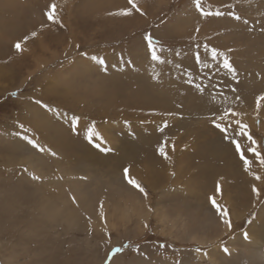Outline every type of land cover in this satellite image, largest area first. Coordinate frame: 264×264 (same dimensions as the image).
Segmentation results:
<instances>
[{
    "label": "rangeland",
    "instance_id": "1",
    "mask_svg": "<svg viewBox=\"0 0 264 264\" xmlns=\"http://www.w3.org/2000/svg\"><path fill=\"white\" fill-rule=\"evenodd\" d=\"M42 1L21 2L34 24L18 29L23 37H0V180L7 191L0 199L13 205L0 208V264H105L125 244L140 251L126 248L109 264H264V179L253 175L264 178V167L237 137L252 161L245 171L235 145L213 125L225 108L241 112L264 154V101L257 108L264 96V0H203L206 10L225 13L209 17L192 0H136L144 15L129 16L114 14L130 7L127 0H56L60 24L45 19L51 2ZM144 33L168 49L169 63L150 61ZM197 44L227 53L237 78L196 66ZM92 56L105 60L106 72ZM186 72L206 86L203 94L185 82ZM93 126L112 151L89 144ZM161 145L169 159L159 155ZM125 167L147 196L123 180ZM210 197L227 208L231 229Z\"/></svg>",
    "mask_w": 264,
    "mask_h": 264
},
{
    "label": "snow or ice",
    "instance_id": "2",
    "mask_svg": "<svg viewBox=\"0 0 264 264\" xmlns=\"http://www.w3.org/2000/svg\"><path fill=\"white\" fill-rule=\"evenodd\" d=\"M127 4L130 7L122 8L114 14L119 15V16H129L132 14L133 11H135V12L140 13L141 15H144L142 10L137 5L136 0H127ZM192 4H193L196 12L199 13V15L201 17L221 16V15L225 14V13H222L220 11L214 12L211 10V8H208L206 10L203 6V0H192ZM229 7H232V6H229ZM44 15L49 22L60 24V20L57 16V13H56V5L55 4L49 5L48 10H46L44 12ZM227 15L232 16L236 20L241 19V17L239 15H237L235 12L229 11L227 13ZM244 23L247 24L248 21L245 20ZM61 26H62V24H61ZM199 30L200 29L197 27L196 32H199ZM31 35L33 37L36 36V32H32ZM24 39L27 40L28 37L26 36ZM192 39L195 40V37L193 36ZM142 41H143V44H144L145 49H146V55L150 58V61L152 63H154V64H166V63L170 62L167 60V56H166L168 49H166L161 44V42L153 36L152 33H144L142 36ZM77 47H79V45H77ZM201 47H203V49H204L203 54L200 51ZM14 48L17 51H21L22 50L21 49V43L17 42L14 45ZM231 51H232V49H228L229 53ZM180 54L181 53H179V52L176 53L177 56ZM81 55L86 56L87 53H81ZM192 55H193L194 62L196 64V66H198L199 68L211 70L215 66L217 72L223 71L227 75H229L231 77V79H233V80H235L237 78V70L233 66L231 59H230V56L227 53L218 50L216 47H212L208 44H204L202 46L197 44L195 46V50L193 51ZM90 59H91V61H93L97 65H99L100 69L102 71H105V72L107 71L106 62L103 58H100L98 56H92ZM177 67H179V65H177ZM185 76H186L185 82L190 84V85L194 84L196 90L198 92H200L201 94H203L206 86H204L202 83H195L193 74L191 72H186ZM153 78L155 79L158 77L154 76ZM213 87H215V85H213ZM232 91H235V89H232ZM12 95H16V93H12ZM213 99H215V97H213ZM235 99L238 101L240 98L237 96V97H235ZM259 101H264V96H261L258 98V104H257L258 109L260 107ZM35 103L40 104L42 107H45V108L48 107L47 105L43 104V102L40 100H36ZM167 115H173V113H167ZM242 115L243 114L241 112L235 111L234 109H232L230 107L225 108L223 110V112L218 117L213 119V125L216 129H218L223 134V139L228 140L231 144L235 145V151L237 154H239V158L243 162L245 171H250L252 161L246 158L245 153L242 150V146H241L239 140L237 139V137L246 138V140L249 143V147L247 148V152L252 153L255 156L256 163H258L261 167H264V154L261 153L257 141L250 134L249 126L247 124L243 123L241 119H239V117ZM78 120H79L78 117H73L71 120L73 132L76 131V126H77ZM167 126H168L167 121H165L163 126L161 128H159L158 130L163 131V129L166 128ZM20 127L23 128V125H20ZM230 130L232 132V136L228 135ZM23 139L26 140L27 143L30 144L33 148H36L39 151H43V148L40 147L35 140L29 138L28 136H24ZM86 139L89 142V144H91L93 147H95L97 150H99L101 152L107 153V152L112 151V149H110L108 147H104V144L106 143V141H104L103 136H101L98 132H96L94 130V126L89 127L87 129ZM165 147H166V145H161L158 147L157 151H158L160 156L164 157L165 159H169V157L167 156V153L165 151ZM173 150H175V145H173ZM52 155H55V153H52ZM25 171H27V170L25 169ZM253 175H254V178L256 180L264 179L259 175H255V174H253ZM32 179L38 180L39 177L33 175ZM123 180L127 184H129L130 186H132L135 189H138L141 193H144L145 196H147V193L145 192L144 188L139 184V182L129 175V168H127V167H125L123 169ZM252 191H253V193L259 195V190L255 186H253ZM216 192L217 193L220 192V185L219 184H217ZM209 199H210L212 208L215 210L216 214L221 219V222L225 226H227V228L231 229L232 224H231V220H230V216H229V212H228L227 208H223L220 204H218L217 201L215 200V198L210 197ZM73 202L74 203L76 202L74 197H73ZM100 207H101V211L99 213L100 219L104 222V228H105V230H107V222H106L105 214L103 212V204L102 203H101ZM251 222H252L251 220L247 221V223H249V224ZM145 227H147V225H145ZM243 235H244V238L246 240L249 238L247 231H245L243 233ZM161 247H164V245H161ZM126 248H133V246L130 244H125L123 247L113 248L108 253V260L105 261V264H109V262L112 260V258L115 254L123 252L124 249H126ZM133 250L136 252H139L140 248L137 245L133 248ZM222 250L226 254L228 253V249L226 247H224ZM196 251L200 252L201 250L199 248H197ZM205 255H207V253H205Z\"/></svg>",
    "mask_w": 264,
    "mask_h": 264
},
{
    "label": "bare ground",
    "instance_id": "3",
    "mask_svg": "<svg viewBox=\"0 0 264 264\" xmlns=\"http://www.w3.org/2000/svg\"><path fill=\"white\" fill-rule=\"evenodd\" d=\"M2 2H5V4H0V37H3V38H6V40L10 39L11 41L12 40H18V38L20 37H23V35H21L20 37L18 36V29H20L22 27V29L25 28L26 24H29V23H32V19L30 17V14H29V9L27 8L26 9V12L24 10H22V8L24 7L23 5H21V2H23V0H1ZM44 1V0H43ZM42 1V2H43ZM56 0H46V4H48L49 2H51V4H54ZM26 2V1H24ZM22 3V4H25V3ZM33 3V1H31ZM31 3V4H32ZM34 4H44V3H34ZM51 4H48L47 7ZM56 5V8H57V5L59 4H55ZM63 4H60V7L62 6ZM30 11H34L33 8H30ZM58 11V9L56 10ZM59 13L60 12V9L58 11ZM5 14H10L9 17L5 18L4 15ZM60 15V14H59ZM67 15V14H65ZM28 17V20L25 21ZM46 19V17H45ZM34 25V24H33ZM32 24H29V26H33ZM217 25V24H216ZM28 26V28H29ZM210 27V26H209ZM212 27V26H211ZM217 31V30H216ZM20 34H22V32L19 31ZM29 35V34H28ZM25 37V35H24ZM2 38V39H3ZM3 41V40H1ZM20 41V39H19ZM90 42V41H89ZM3 43V42H2ZM11 43V42H10ZM2 45V44H1ZM39 45V43H38ZM11 46V45H10ZM2 47V46H1ZM42 47V46H41ZM68 47V46H67ZM5 48V47H4ZM45 49V48H44ZM43 49V50H44ZM4 51V50H2ZM31 51V50H29ZM66 51V50H65ZM64 51V52H65ZM2 70V69H1ZM82 74V73H81ZM154 90V89H153ZM156 95V94H155ZM154 97V96H153ZM151 97V98H153ZM156 98V97H155ZM156 101H154L155 103ZM151 105V103H149ZM147 105V104H146ZM151 107V106H150ZM47 133V132H45ZM45 137V136H44ZM43 139V138H42ZM47 139V137H46ZM28 149V148H27ZM26 149V150H27ZM21 150V149H20ZM25 151V150H24ZM28 153L29 154H34L33 151H30L28 150ZM29 166H30V169H32L35 173H38L36 171V169L34 168L33 166V163L31 160H29ZM38 170V169H37ZM162 176V175H161ZM37 181V180H36ZM6 183V181L4 180L3 182H1L0 180V195L3 193V194H6V187L3 186V184ZM9 192H10V196L13 194L14 195V191L13 190H10V188L8 189ZM23 197V196H22ZM11 201V198H9L7 201H3L2 199H0V208L2 209L5 205L7 206V208H12L13 205L10 203ZM1 201L3 202V204L1 203ZM2 204V205H1ZM12 206V207H10ZM259 254L260 256H263V253L262 251L260 250L259 251ZM261 258V257H260Z\"/></svg>",
    "mask_w": 264,
    "mask_h": 264
}]
</instances>
